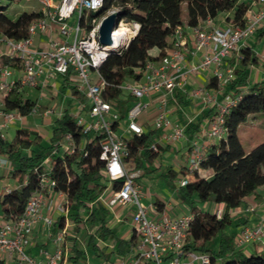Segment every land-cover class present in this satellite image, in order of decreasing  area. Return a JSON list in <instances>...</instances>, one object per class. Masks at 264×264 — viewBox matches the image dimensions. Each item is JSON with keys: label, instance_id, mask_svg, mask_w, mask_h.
Instances as JSON below:
<instances>
[{"label": "built area", "instance_id": "1", "mask_svg": "<svg viewBox=\"0 0 264 264\" xmlns=\"http://www.w3.org/2000/svg\"><path fill=\"white\" fill-rule=\"evenodd\" d=\"M41 11L40 17L28 26V37L16 40L0 36V52L19 64L14 69L5 66L0 71V94L6 97L14 88L20 92L25 88H42L48 86L58 76H67L71 81L75 76L80 83V92L85 101L81 102L75 118L83 128L84 134L102 133L101 157L106 161L105 176L112 183L122 180V186L112 191L109 201L114 205H135L132 214L135 241L132 246L136 253L130 258H122L118 264H221V259L213 261L211 254L186 248L190 234L193 214L172 217L156 207V217H148V209L141 203L136 185V174L128 171L125 157L129 155V139L135 134L141 135L151 131L149 127L138 123V117L144 109L156 104V116L152 122L153 130L160 131L151 149L161 151L162 145L178 146L187 138V130L194 123L193 117L185 122L174 121L170 116L169 99L176 90L186 92L189 98H200L215 113L210 119L209 128L203 137L219 140L226 132L224 121L226 114L236 105L237 98L226 93L225 89L236 79V69L225 66V61L232 57L242 59V50L247 41L256 33L264 30V0H251V3L240 20L227 17L225 26L216 25V19L208 17L197 26H178L172 34V46L162 57L148 60L140 71V78L127 80L121 84L123 93L133 98V103L125 113L127 125L120 124L121 113L114 104L105 100L103 92L107 86L101 74V67L110 54L120 53L126 48L139 30L136 21L126 19L123 22L124 32L117 34L123 17L116 22L111 32V43L100 42V26L111 14L121 12V6L115 4L109 12H101L104 0H36ZM41 35L45 46H38L35 37ZM210 69L217 82L214 93L203 89L188 91L189 78ZM21 74L17 78L14 76ZM219 96L222 97L219 100ZM4 105V102L2 104ZM87 110V116L80 113ZM37 113V105L29 115ZM46 110L45 116L52 115ZM27 114V115H28ZM25 114L19 110L6 111L4 124L0 125V137L4 138L3 128L10 123L21 120ZM120 131V134H119ZM63 142V143H62ZM60 147L62 151L75 150L73 137L67 134ZM58 149V150H61ZM206 145L201 137L191 141L188 169H199V162ZM53 153H57V150ZM2 165H9L8 159H1ZM189 176L181 180V186L187 184ZM55 182L46 173H41L37 192L27 201L21 215L5 221L0 225V257L11 264H61L65 259V251L59 246L65 233L57 234L58 244L53 253L48 254L46 263L32 258L26 251L34 227L43 221L47 228H52L55 219L52 215H43L45 207L49 214L54 210L65 213L67 206L48 201ZM5 192H11L6 189ZM65 199L63 193H57ZM253 210V209H252ZM217 210V216H221ZM236 249H245L248 245L259 247L264 252V219L256 226H244L236 238Z\"/></svg>", "mask_w": 264, "mask_h": 264}, {"label": "trees", "instance_id": "2", "mask_svg": "<svg viewBox=\"0 0 264 264\" xmlns=\"http://www.w3.org/2000/svg\"><path fill=\"white\" fill-rule=\"evenodd\" d=\"M13 1L0 0V36L22 40L28 37V26L40 17L41 11L33 8L8 14L4 3ZM113 3L121 6L122 17L139 24V30L129 45L120 53L110 54L100 69L107 82L104 98L114 104L122 118L133 103V98L123 96L121 84L139 79L140 71L148 60L168 53L172 46V34L178 26L194 27L208 17L216 19L221 13L228 12L240 20L249 7V3L243 0H104L101 12H105ZM259 36L264 37V30H261ZM155 48L159 50L158 56L150 54ZM242 54L241 66L236 68V79L230 84L233 91L231 94L237 98V102L226 114V132L218 141L206 147L199 169H188L187 173H183L184 178L190 175L195 177L194 180L189 177L187 184L181 186V200L188 205L189 213L193 214L186 248L209 253L213 261L221 259V264H264V252L238 250L234 247L233 239L227 235H222L218 253L210 246L211 241L232 224L234 212L243 205L244 200L264 186V142L249 149L243 145L239 136L241 127L251 116L264 113V81L249 83L248 67L257 65L259 60L248 45L243 48ZM5 66L17 70L20 68L9 57L0 61V71ZM62 86L64 90L72 88V93L82 102L85 101L84 95L78 91L77 86L72 85L67 76H64ZM208 87H217L213 77ZM4 105L5 111L19 110L27 115L36 103L25 97L24 91L14 88L5 97ZM197 125H191L190 129L197 128ZM67 134L72 135L75 150L53 153ZM155 134L157 131L151 130L141 135L135 134L127 140L129 155L125 161L127 165L134 163L132 168H128L129 172L140 169L146 172L145 163H153L161 154V151L151 149ZM104 138L102 133L84 134L70 109H66L55 121L49 141L28 128H18L10 141L0 137V154L11 162V175L21 183L20 187L0 195L5 221L22 214L27 201L39 189L41 173L44 172L55 182L52 191L65 195L69 218L77 227L81 228L82 224L87 226L88 223L91 224L90 228L97 227L88 240L101 256L99 243L95 244L96 237L106 242L114 233L108 226L110 211L97 204V201L105 192L117 190L123 183L122 180L111 183L105 176L106 161L101 157ZM48 158L50 163L46 165ZM177 174L173 169L169 170L172 178ZM199 204H223L224 208L218 217L217 209L203 210L198 207ZM155 207L163 212L165 203L158 199ZM65 221V217H59L53 227L62 229ZM135 238L134 234L129 242L115 238L117 247H120L119 253L125 255ZM74 252L79 257L83 255L77 248H74ZM0 264H7V261L0 257Z\"/></svg>", "mask_w": 264, "mask_h": 264}, {"label": "rangeland", "instance_id": "3", "mask_svg": "<svg viewBox=\"0 0 264 264\" xmlns=\"http://www.w3.org/2000/svg\"><path fill=\"white\" fill-rule=\"evenodd\" d=\"M5 6H7V13L8 14H14V13H20L26 9H33V8H38L39 3L36 0H15L13 2H5ZM115 4L113 3L107 10L106 12H109L114 8ZM126 17H123L122 20V25L123 22L126 20ZM249 43L252 44L254 52L258 54L259 56V63L255 66L259 69H264L263 63H264V57L261 58L260 53L262 50L263 46V41L261 43H257V37L254 36L250 38ZM5 52V49L3 50ZM1 54V52H0ZM253 68V67H251ZM208 71V72H207ZM209 71L210 69L204 70L201 73L206 74L209 77ZM21 74L17 73L14 77L17 78ZM250 69H248V78L250 76ZM208 79V78H207ZM64 76H59L56 78V80L53 81V83L50 86H45L40 89L37 88H25L26 92L25 95L26 97H30L33 101L36 102L37 105V113L35 114V117H38L37 115H42L46 110H52L53 113L52 115L57 116L60 113L64 112L65 109H70V108H77L80 110L81 108V103L73 97V91L72 88H67L64 90L62 84H63ZM255 81L251 80L250 83H254ZM72 85L78 87V91L80 92V83L77 81L76 74L75 76L72 77ZM230 95L231 92H227ZM125 98L128 96L127 94L124 93L123 95ZM3 100V96L0 95V104ZM193 101V102H192ZM189 103H182V107L184 110L183 115L188 116L190 112L193 111V108L199 107L200 105V99H194ZM195 101V102H194ZM171 103V99H169V106ZM155 105H151L148 108L144 109L142 114L138 117V123L142 126H147L150 128V130H153L151 127L152 122L156 116V109ZM87 110H83L80 113L81 117H86L87 116ZM215 111H213V114ZM32 118L30 117V120L35 121L37 118ZM127 119L124 117L121 119L120 124L123 126L127 125ZM37 126H36V125ZM40 126V123H28L26 124V128H35ZM18 128L23 127L24 125L17 124L16 125ZM43 126V125H41ZM16 128H8L4 129L3 132L5 135H7V138L9 140H12L15 136L16 133ZM120 134V131H119ZM158 136V134H155V138ZM239 136L240 139L243 143V145L246 148H255L259 144L264 142V113H258L257 115L251 116L250 119L246 123L243 124L239 131ZM218 141V140H216ZM178 147L176 146H173ZM176 159L180 162H184L187 164L185 158L182 160L181 156H177L178 153H173L172 154ZM10 162V161H9ZM161 164H163L161 166ZM176 161L173 159H168L167 156H165L163 153L157 157V159L152 163V162H146L145 167L147 171L145 172L144 169H140L137 171L136 174V185L139 190L140 194V200L141 203L148 209V217L150 219L156 217L154 214V202L157 199H160L161 201L165 202L166 204H170L167 206L165 212L172 216V217H181L186 214H189V207L186 203H184L181 200V180L183 179V174L179 172L175 178H172L169 176V170L172 166L175 167ZM189 164V162H188ZM128 168H132L134 166V163H129ZM4 182H6V179ZM112 197V193L108 190L104 195H103V200L105 202H108L110 198ZM207 204H199L198 207L200 206L202 209L206 207ZM1 208V206H0ZM112 212L109 213L108 215V220L112 221V224L110 225L111 229L113 230V233L107 240L106 244H109L115 239L118 238L119 240H122L125 237V234L133 229V222H132V214H133V209L124 208L121 205H114L111 206ZM125 212V216L123 220L120 221H113L115 216L119 213ZM243 216L244 217H250L249 221L244 223L243 222ZM158 218V216L156 217ZM259 223H256L254 214L252 212H246L243 214H238L237 212L234 213L233 215V222L231 225L227 227V229L219 234L216 238H214L210 246L212 249H214L217 253L220 251V241L222 235H227L228 237H231L233 239V244L234 247L236 244V238L237 236L241 233L242 226H256ZM91 224L81 225V228H74L73 230H70V228L67 230L68 233L72 234L74 236L73 241L75 242V248L78 250L82 251L83 253V258H80L81 262L80 264H94L96 259H99L103 262H107L104 258L98 257L97 252L94 248L93 245L89 243V233L86 232V228H90ZM127 242H129V236H126L124 238ZM72 239L69 240V242H73ZM99 237H96L95 239V244L100 243ZM251 245H248L245 247L250 248ZM120 247L118 246L116 251L114 253H106V258L110 259V262H115V257L114 255L116 252H119ZM243 249V250H245ZM136 253V249L134 246L130 245L126 249L125 253V258L128 259L131 256H133ZM98 257V258H96ZM101 258V259H100ZM120 260V259H119ZM117 259L116 262H119ZM10 264V263H7ZM197 264V263H196Z\"/></svg>", "mask_w": 264, "mask_h": 264}, {"label": "crops", "instance_id": "4", "mask_svg": "<svg viewBox=\"0 0 264 264\" xmlns=\"http://www.w3.org/2000/svg\"><path fill=\"white\" fill-rule=\"evenodd\" d=\"M243 1H247L249 3V5L251 3V0H243ZM233 16H234V14L232 12L221 13L218 16V18L216 19V21H215L216 25L220 26V27L225 26L227 21H222V19L226 20L227 17H233ZM260 32L261 31H259L258 33H256V35H254V36L257 37V43H261L262 41L264 42V37H260L259 36ZM249 40L247 41V45L254 52L253 46H252V44L249 43ZM35 42H36V44L38 46H45L44 38L41 35H37L35 37ZM262 47L263 48H262L261 53H260L261 58L264 57V43H263ZM254 53L256 54V52H254ZM5 54H4V52H2L0 54V61L7 57ZM150 54L153 55V56H158L159 55V50L157 48L152 49L150 51ZM256 56L258 57V60H259L258 54H256ZM240 61H241V59H238L236 57H232V58L227 59L225 61V66H227V65L233 66L236 69V68L241 66L240 65ZM255 66L256 65H251V66L248 67V69H250V73H251V75H250L251 77L248 78L249 83L251 82V80H253L255 82L264 81V69H259V68L255 67ZM263 66H264V63H263ZM251 67H253V68H251ZM211 77H212L211 71H209V77L205 73L202 74L200 72L199 74L194 75V76L189 78V81H188V84L186 86V89L188 91H191L192 89H203L207 93L208 92L209 93H214L215 89L208 87V82H209ZM56 78H54L48 86H50L53 83V81L56 80ZM29 88H31V87H29ZM37 89H40V87L37 88ZM225 91H226V93L227 92L233 93V91H231L230 85H228L226 87ZM25 92H26V90L24 89V96L26 97ZM0 95H2V94H0ZM2 96H3V100H2V102L0 104V125L4 124V122H5L4 113L6 112L4 110V106L2 105L3 102H4L5 97H4V95H2ZM73 97L76 98L80 103L82 102L76 95L73 94ZM27 98H30V97H27ZM170 99H171V103H170V106H169V111H170V116H171V118L174 121L182 123V122H185V120L188 117H193L194 118V123L192 125H195V124L197 125L198 124L197 128L193 127L192 129H190L191 127H189V129L187 130V134H186L187 138L183 139L180 142V145H178V147L174 148L173 145H162V147H161V154L163 153L165 156L168 157V159H173L174 161H176L175 167L172 166L170 168V170L173 169L175 172H177V173L181 172L183 174L184 172H186V173L188 172V168H187L188 167V160H186L187 164L184 163V162H180L172 154L173 153H178L177 156L180 155L182 157L181 158L182 160H184L185 158L188 159L189 158V151H190L191 141L193 139H195L197 136L201 137V142L203 141V143L206 145V147L208 145H212L213 143L216 142V140H214V139H207V138L203 137L204 131H206L209 128V126H210V119H211V117L213 115V111L214 110L210 106L205 105L202 102V99L196 98V99H200L199 107L193 108V111L190 112V114L188 116H185V115H183L184 110H183V107H182V103H189L192 100H194V98L193 99L189 98L188 95L186 94V92H183V91H180V90H176V92L174 94V97L173 98L171 97ZM221 99H222V97L219 96V100H221ZM153 104L156 107L155 103H152L151 105H153ZM65 110H64V112H65ZM77 110L78 109L75 108V107L74 108H70V112H71V114L73 116H75ZM64 112L60 113L57 116H54V115L45 116L44 114H42L40 116L37 115L38 117H35L36 115H29L28 114V115L24 116L21 120H17L15 122L10 123L9 125L5 126L3 128V130L15 127L16 128L15 131H17V129H18V127L16 126L17 124H21L22 123V125H24V126L21 127V128H26V126H25L26 124L32 123V122H35V123L37 122V123H40V126L38 125V127H35L33 129L28 128V127L27 128L32 130V131H35V132L41 134L46 141H49L51 139V137H52V128H53V125H54L55 121L57 119H59L64 114ZM31 116H32V118L35 117L37 119H35V121L30 120ZM41 125H43V126H41ZM3 134H4V132H3ZM157 134L159 136L160 131H157ZM158 136H156V137H158ZM4 139L10 141L7 138V135H5V134H4ZM58 149H61V148L58 147L54 151L57 150V153L62 151V149L61 150H58ZM204 151H206V149ZM1 159H6V157H4L3 155L0 154V161H1ZM49 163H50V158H48L46 160V165H49ZM162 165L163 164H161V166ZM12 167L13 166H12L11 162H9V165H7V166L6 165H2L0 163V195L5 193L6 189H14L16 187H20L21 186V183L19 182V179L14 178L11 175V172L13 170ZM134 173H137V171L134 172ZM183 176H184V174H183ZM189 177L192 180H194V178H195L194 176H191V175ZM3 179H6V182H4L5 180H3ZM109 191L112 193L111 190H109ZM103 195L99 198V200L97 201V204L105 207L110 212H112V208L109 205V201L110 200L108 202H105L103 200ZM49 200H53L54 203L57 204V205H64L65 204V199L60 197L57 193H50L48 195V201ZM154 205H155V202H154ZM169 205L170 204H166L165 203L164 211L166 210L167 206H169ZM123 207L126 208V210H127V208H129V209L130 208L131 209L135 208V205H128V206H123ZM223 208H224L223 204H219L217 206L206 205V207H204L203 210H206V209L215 210V209H217V210H221L222 211ZM134 210L135 209H133V211ZM235 212H237L238 214H240V213L243 214V213H246V212H252L254 214L256 223H260V221H262V219H264V186L261 187L257 191V193H255V194H253L251 196H248L244 200L243 205L240 208H238ZM43 215H52L53 218L55 219V221L57 219H59V217H62V216L65 217L66 218L65 227L62 228V229L54 228V227L47 228L44 225L43 221H40L34 227L30 242H29L28 246L26 247L27 253L32 258H34L35 260H37L39 262L46 263L48 261V254L53 253L55 251V249H56V246L59 244V246H61V248L65 251V259H64V261L61 264H80V262H81L80 258H83V255L80 256V258H78L79 257L78 254L76 252H74V248H75L74 247L75 246V242L73 241L74 236L67 232V230L69 228H70V230H73V227L74 228L76 227L78 229L77 224H75L69 218L68 208L65 211V213H60L58 210L54 209L49 214V212L47 211V208L45 207ZM124 216H125V212L119 213V214H117L115 216L113 221L117 222V221L123 220ZM243 218H244L243 219L244 222H248L249 219H250V217H244V216H243ZM3 222H5V218L3 217L2 212H1V208H0V225ZM111 224H112V221H109L108 226L110 227ZM96 230H97V227L88 228V229L86 228V232H88L89 234L95 233ZM61 232L65 233L64 239L61 242H59L58 244H56V242H55L56 236H57V234H59ZM132 235H133V232L131 230V231H129V232H127L125 234V237L129 236V241H130V239L132 238ZM71 239H72L73 242H69V240H71ZM105 244H106L105 241H101L99 243V246H100L99 252L101 253V256H99L98 254L97 255H98V257L104 258L107 262H103V261H101L99 259H96L94 264H118V262H116L117 259L119 260V259L125 258V255H122L121 253L116 252V254L114 255V257H115L114 261L115 262H110V259L106 258L105 255L108 252L109 253H114V251H116V249H117V243H116V241L113 240L110 243V245L109 244L105 245ZM251 251H259V247L255 246V245H251L250 248L248 247V248H246L244 250V252H251ZM45 252H47L48 254H46ZM98 257H96V258H98Z\"/></svg>", "mask_w": 264, "mask_h": 264}, {"label": "water", "instance_id": "5", "mask_svg": "<svg viewBox=\"0 0 264 264\" xmlns=\"http://www.w3.org/2000/svg\"><path fill=\"white\" fill-rule=\"evenodd\" d=\"M123 13L118 12L116 14H111L107 16L100 26V42L104 45H108L111 43V32L116 25V22L120 17H122Z\"/></svg>", "mask_w": 264, "mask_h": 264}, {"label": "bare ground", "instance_id": "6", "mask_svg": "<svg viewBox=\"0 0 264 264\" xmlns=\"http://www.w3.org/2000/svg\"><path fill=\"white\" fill-rule=\"evenodd\" d=\"M124 29L125 28L123 25H119V30H118L117 34L123 33L125 31Z\"/></svg>", "mask_w": 264, "mask_h": 264}]
</instances>
